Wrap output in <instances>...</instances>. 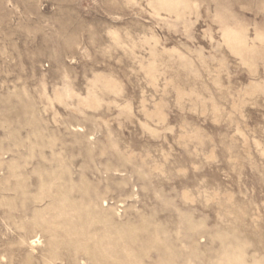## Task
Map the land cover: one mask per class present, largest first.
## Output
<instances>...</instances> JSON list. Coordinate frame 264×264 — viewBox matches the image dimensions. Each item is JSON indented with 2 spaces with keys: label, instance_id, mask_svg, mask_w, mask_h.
<instances>
[{
  "label": "rangeland",
  "instance_id": "rangeland-1",
  "mask_svg": "<svg viewBox=\"0 0 264 264\" xmlns=\"http://www.w3.org/2000/svg\"><path fill=\"white\" fill-rule=\"evenodd\" d=\"M0 264H264V0H0Z\"/></svg>",
  "mask_w": 264,
  "mask_h": 264
}]
</instances>
